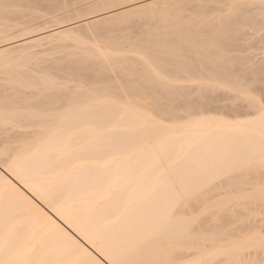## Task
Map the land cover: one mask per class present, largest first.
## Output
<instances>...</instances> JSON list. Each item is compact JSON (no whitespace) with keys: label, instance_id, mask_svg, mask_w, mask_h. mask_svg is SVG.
Masks as SVG:
<instances>
[{"label":"snow or ice","instance_id":"snow-or-ice-1","mask_svg":"<svg viewBox=\"0 0 264 264\" xmlns=\"http://www.w3.org/2000/svg\"><path fill=\"white\" fill-rule=\"evenodd\" d=\"M0 264H264V0H0Z\"/></svg>","mask_w":264,"mask_h":264}]
</instances>
